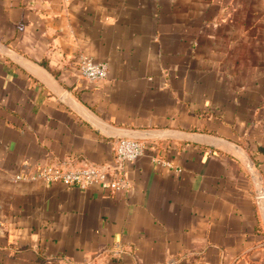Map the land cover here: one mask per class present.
<instances>
[{
  "label": "crops",
  "instance_id": "0c3cea01",
  "mask_svg": "<svg viewBox=\"0 0 264 264\" xmlns=\"http://www.w3.org/2000/svg\"><path fill=\"white\" fill-rule=\"evenodd\" d=\"M0 264H264V0H0Z\"/></svg>",
  "mask_w": 264,
  "mask_h": 264
},
{
  "label": "built area",
  "instance_id": "2783aa9c",
  "mask_svg": "<svg viewBox=\"0 0 264 264\" xmlns=\"http://www.w3.org/2000/svg\"><path fill=\"white\" fill-rule=\"evenodd\" d=\"M78 73L90 80L97 81L105 77L107 66L105 62L93 59L89 56H78L76 59ZM142 144L131 138L117 139L114 147V158L119 164L130 163L142 153ZM118 168V166H117ZM46 176L52 180H60L66 184L87 185L92 182H99L103 186L117 187L121 180H107V172L103 167L93 164L70 168H54L45 170Z\"/></svg>",
  "mask_w": 264,
  "mask_h": 264
},
{
  "label": "water",
  "instance_id": "95a60500",
  "mask_svg": "<svg viewBox=\"0 0 264 264\" xmlns=\"http://www.w3.org/2000/svg\"><path fill=\"white\" fill-rule=\"evenodd\" d=\"M120 138H128V137H120ZM131 139H133V138H131ZM258 194L261 196L262 195V192L260 191V193H258Z\"/></svg>",
  "mask_w": 264,
  "mask_h": 264
}]
</instances>
